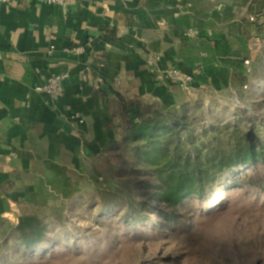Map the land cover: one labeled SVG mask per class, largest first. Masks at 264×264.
<instances>
[{"label": "crops", "instance_id": "obj_1", "mask_svg": "<svg viewBox=\"0 0 264 264\" xmlns=\"http://www.w3.org/2000/svg\"><path fill=\"white\" fill-rule=\"evenodd\" d=\"M65 1L63 9L0 0V219L13 225L21 203L46 205L81 194L98 163H118L123 121L111 104L115 93L167 111L180 108L194 87L250 72L222 69L188 90L171 77L198 71L197 31H224L234 42L250 36L243 23L235 31L240 16L229 3ZM144 15L153 17L154 28L131 24ZM63 72L69 78L57 101L34 93Z\"/></svg>", "mask_w": 264, "mask_h": 264}, {"label": "rangeland", "instance_id": "obj_2", "mask_svg": "<svg viewBox=\"0 0 264 264\" xmlns=\"http://www.w3.org/2000/svg\"><path fill=\"white\" fill-rule=\"evenodd\" d=\"M217 2L229 3L240 16L235 31L241 32L239 22L245 24L252 52L250 72L237 81L225 77L194 87L181 107L188 106L189 132L199 147L204 143L230 151L248 146L256 151L264 148V0H213ZM118 158L111 166L97 164L102 189L107 188L106 179L134 184L140 180L132 176L136 169L130 151L123 149ZM243 173L248 175L243 181L215 188L221 196L210 209L224 206L219 212L207 215L200 202H187L175 212L176 227L162 233L146 223L123 222L122 207L103 211L98 185L89 183L81 194L46 203L64 210L65 225L50 227L54 249L17 258L14 264H264V193L246 189L263 179L264 166L238 176ZM134 186L136 198L147 199ZM151 216L155 223L162 222Z\"/></svg>", "mask_w": 264, "mask_h": 264}, {"label": "trees", "instance_id": "obj_3", "mask_svg": "<svg viewBox=\"0 0 264 264\" xmlns=\"http://www.w3.org/2000/svg\"><path fill=\"white\" fill-rule=\"evenodd\" d=\"M131 24L136 28L156 26L149 15ZM196 41L199 67L198 73L192 75L191 84L206 85L222 69H233L241 75L250 71L249 37L234 42L224 31L201 29L197 31ZM111 104L123 121L124 149L130 151L136 169L132 176L140 180L134 184L106 179L107 188L102 189L95 170L91 180L98 185L102 210L109 213L113 208H124L122 221L127 224L146 223L161 233L165 228L173 230L179 223L175 212L187 202H200L202 211L213 215L224 207L210 209L221 196L214 191L218 185L243 181L248 175L238 176L239 172L264 166V148L255 151L248 146L235 147L229 151L204 147V143L199 147L197 137L189 132L191 117L187 105L165 111L158 104H147L119 92ZM134 185L147 199L136 198ZM246 189L263 194L264 176ZM19 211L17 225L0 219V264H14L17 258L51 252L55 239L50 235V227L65 225L61 207L21 203ZM150 214L162 222L155 223Z\"/></svg>", "mask_w": 264, "mask_h": 264}, {"label": "built area", "instance_id": "obj_4", "mask_svg": "<svg viewBox=\"0 0 264 264\" xmlns=\"http://www.w3.org/2000/svg\"><path fill=\"white\" fill-rule=\"evenodd\" d=\"M48 5H58L63 9L66 8L65 0H39ZM172 79L180 81V86L184 90L190 88L192 83V76L187 77L186 79H180L176 74L171 75ZM69 78L68 72H63L54 76L47 78L44 82L40 83L34 87V93L39 95H44L48 97L51 101L55 102L62 97L64 92V83Z\"/></svg>", "mask_w": 264, "mask_h": 264}]
</instances>
